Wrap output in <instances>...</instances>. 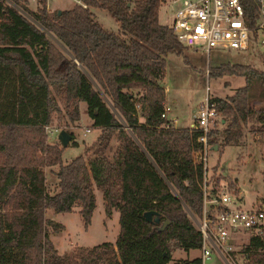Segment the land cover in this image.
I'll return each instance as SVG.
<instances>
[{
	"label": "trees",
	"instance_id": "1",
	"mask_svg": "<svg viewBox=\"0 0 264 264\" xmlns=\"http://www.w3.org/2000/svg\"><path fill=\"white\" fill-rule=\"evenodd\" d=\"M11 1L61 45L0 0V264H167L174 248L198 249L201 233L183 204L201 218L203 167L192 158L202 148L196 140L201 132L165 127L160 115L165 57L182 45L158 21V0H84L88 7L52 10L44 0H36L34 8L25 0ZM240 2L251 22L253 0ZM90 7L105 9L120 31L105 28ZM222 75L242 76L244 82L224 98L211 97L219 119L206 142L239 145L246 125L263 137L264 68L236 61L209 66L208 76ZM79 101L98 131L62 163L63 147L46 142L44 125L64 127L76 145L67 127L79 118ZM52 165L57 181L49 192L41 168ZM94 188L101 191L104 214L117 211L115 239L59 253L47 226L57 230L62 224L45 217V211L77 206L86 228ZM146 210L156 211L157 223L144 218ZM232 236L225 255L230 264H237L236 254L242 255V264H264V222L238 244ZM198 261L196 256L176 263Z\"/></svg>",
	"mask_w": 264,
	"mask_h": 264
},
{
	"label": "rangeland",
	"instance_id": "2",
	"mask_svg": "<svg viewBox=\"0 0 264 264\" xmlns=\"http://www.w3.org/2000/svg\"><path fill=\"white\" fill-rule=\"evenodd\" d=\"M51 4L60 8L70 6L67 0H51ZM27 6L34 8V4L30 2H27ZM90 10L93 17L105 28L115 32L120 31L117 22L105 9L90 7ZM157 16L160 23L165 24L169 20L161 7L158 8ZM221 61L249 63L262 69L264 68V45L250 46L248 50L238 52L211 48L207 56L203 52L182 46L179 51L166 54L164 74L159 83L164 89V106H168V116L174 118L178 125H188L195 116L198 101L203 94L202 82L205 68L209 69V66L216 65ZM243 82L242 76H208L211 96L221 98L232 94L235 88L242 85ZM253 103L256 104V102ZM78 111L79 118L67 127L73 133L76 145H71L70 139L63 147L60 157L65 162L80 153L82 148L94 139L98 131L96 128H91V120L86 113L83 101H80ZM251 122L249 120V124ZM48 125L64 129L55 122ZM84 127H88L89 130L82 133ZM243 130L244 141L239 145L227 144L216 146V148H212L213 144L210 145L206 154L208 184L214 181L217 183L223 179V182L228 186V181H231L232 188L230 190L239 192L237 197L240 198L236 200L237 204L244 207L259 206L264 203V136L259 137L250 132L248 125L244 126ZM45 140L47 143L57 142L60 146L54 134L45 133ZM114 142V138H112L111 143ZM41 169L45 176V188L47 191L53 192L57 181L54 174L56 166H43ZM237 182L238 184H236ZM76 208L77 206H73L72 210L68 212H54L51 209L45 211V217L62 224V228L57 230L47 226V235L59 253L74 245H93L115 239L118 231L117 211L111 209L108 215L104 214L103 199L99 189L94 188V207L86 228L83 227ZM247 234L246 231L236 232L232 236L233 243H240ZM220 249L225 253L227 245L222 244ZM198 254V249H189L185 252L180 248H174L167 264H177V260L191 259ZM207 263L224 264L214 251L210 254Z\"/></svg>",
	"mask_w": 264,
	"mask_h": 264
},
{
	"label": "built area",
	"instance_id": "3",
	"mask_svg": "<svg viewBox=\"0 0 264 264\" xmlns=\"http://www.w3.org/2000/svg\"><path fill=\"white\" fill-rule=\"evenodd\" d=\"M11 5L18 9L24 16L36 22L28 13L17 6L11 0H7ZM36 4V0H25ZM69 5H80L88 7L84 0H67ZM255 4V15L251 22H248L240 0H158V8L169 18L165 23L175 35L177 41L183 47H189L194 51L206 54L209 49L244 51L250 46L264 45V0H253ZM47 10H52L56 5L51 4V0H44ZM169 10V11H167ZM203 94L198 101L195 116L189 127L200 130V135L196 137L201 142L202 148L194 150L192 158L194 161L201 162L203 167L202 178V213L201 218L196 219L186 208L194 225L200 230L201 242L198 247V264H208L207 260L214 251L224 264H230L226 259V251L230 248L229 237L238 231L260 230L264 222V203L259 206L244 207L237 204L236 200L240 197L227 186L224 180L217 183L208 184L206 172V154L210 144L206 142L207 131L216 125L219 114L210 101L211 94L208 84V69L204 70L202 82ZM164 106L160 114L165 120V127L174 126L175 119L168 118ZM58 126L44 125L46 134L56 136ZM89 130L83 128V132ZM227 245L225 253L220 246ZM234 260L237 264L243 263L241 254H236Z\"/></svg>",
	"mask_w": 264,
	"mask_h": 264
},
{
	"label": "water",
	"instance_id": "4",
	"mask_svg": "<svg viewBox=\"0 0 264 264\" xmlns=\"http://www.w3.org/2000/svg\"><path fill=\"white\" fill-rule=\"evenodd\" d=\"M57 12H59V9H57ZM43 29V28H41ZM51 39H53L56 43H58L59 45H61L48 31H46L45 29H43ZM124 125V124H123ZM127 131L130 133V131L127 129ZM131 134V133H130ZM131 136L133 137V135L131 134ZM70 133L68 131H66L63 128H60L56 134V138L60 144L61 147H64L67 143L68 140H70ZM134 138V137H133ZM212 148H216V145L213 144ZM172 191L174 192V190L172 189ZM175 193V192H174ZM176 195V194H175ZM176 197L178 198V196L176 195ZM179 199V198H178ZM182 203V202H181ZM183 204V203H182ZM184 208L186 209V206L183 204ZM151 214H154V216L152 217ZM143 216L147 221H152L154 223L158 222V215L156 213V211L154 210H146L143 212ZM165 223H167V220L162 221V223L160 224V228H162Z\"/></svg>",
	"mask_w": 264,
	"mask_h": 264
},
{
	"label": "crops",
	"instance_id": "5",
	"mask_svg": "<svg viewBox=\"0 0 264 264\" xmlns=\"http://www.w3.org/2000/svg\"><path fill=\"white\" fill-rule=\"evenodd\" d=\"M157 19H158V16H157ZM159 21V20H158ZM79 103H80V101L78 102V105H79ZM168 107V106H167ZM166 116L168 117V118H170L169 116H168V113L166 112ZM194 119V118H193ZM193 119L189 122V124L188 125H186V126H189L190 125V123L193 121ZM174 126H180V125H178L176 122L174 123ZM65 147V146H64ZM61 161H62V159H61ZM62 163H65V161H62ZM221 180H223V179H221ZM236 184H238V182L236 183ZM238 194H239V192H238ZM73 208V207H72ZM77 209V208H76Z\"/></svg>",
	"mask_w": 264,
	"mask_h": 264
}]
</instances>
